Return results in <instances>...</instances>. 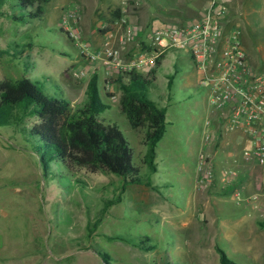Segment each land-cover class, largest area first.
I'll return each mask as SVG.
<instances>
[{
  "label": "rangeland",
  "instance_id": "374dc122",
  "mask_svg": "<svg viewBox=\"0 0 264 264\" xmlns=\"http://www.w3.org/2000/svg\"><path fill=\"white\" fill-rule=\"evenodd\" d=\"M16 1L0 0V82L30 78L41 83L47 94H65L78 104L85 100L93 74H98L102 100L110 105L101 119L120 128L133 150L134 164L154 189L130 185L124 190L121 178L77 165L58 169L52 164L47 178L19 127H0V264H105L98 252L108 254L110 264H220L217 244L238 264H264V259L253 262L245 250L238 254L229 243L232 240L221 236L212 197L216 183L208 191L199 190V176L191 182L190 172L181 170L183 164L193 163L187 157L191 155L188 134L200 132L208 115L203 104L209 91L200 85L192 57L170 51L162 64L157 62L143 74L150 80L149 99L167 111L156 173L144 162L146 130L133 129L121 109L117 76L126 74L112 67L109 75L110 69L100 61L81 57L82 42L91 45L89 53L98 51L122 19L139 27L130 45L134 51L145 48L154 21L184 24L199 19L206 6L195 12L187 0H52L43 5V17L26 19ZM69 11H75L77 22L65 25ZM15 16L25 19L15 20ZM240 22L247 24L242 18ZM253 23L256 36L246 39L264 74V25ZM227 26L238 27V23L228 19ZM67 27L78 30L80 46L68 37ZM76 70L86 76L77 79ZM38 123L36 117H29L22 126L32 128ZM245 176L240 171L238 181ZM256 215V221H264Z\"/></svg>",
  "mask_w": 264,
  "mask_h": 264
},
{
  "label": "trees",
  "instance_id": "16d2710c",
  "mask_svg": "<svg viewBox=\"0 0 264 264\" xmlns=\"http://www.w3.org/2000/svg\"><path fill=\"white\" fill-rule=\"evenodd\" d=\"M51 1L17 0L15 6L22 9L26 19H39L44 15L43 5ZM25 18L14 17L15 20ZM161 60L158 59V64ZM154 73L156 70L152 71ZM124 77L128 79L127 83L123 82ZM117 82L122 91L121 109L131 127L146 130L147 153L144 162L155 173L157 146L167 131V111L149 99L150 80L146 76L130 72ZM40 84L26 77L0 82V127H19L45 177L48 178L52 164L58 169L77 165L121 178L124 190L130 185H145L154 189L141 175V169L134 164L133 150L120 128L116 124H105L101 119L110 105L102 100L98 74H93L85 100L78 104H73L65 94L62 97L47 94ZM108 97L112 95L108 94ZM29 117H36L39 123L32 128L22 126L24 119ZM107 209L106 206L103 213ZM100 221L99 218L94 228ZM258 225L264 230V221L258 222ZM146 240L149 241L148 238ZM145 243L141 245L146 247ZM147 249L152 250L153 247ZM216 251L220 264H238L230 259L219 244L216 245ZM98 255L105 264H110L108 254L98 252Z\"/></svg>",
  "mask_w": 264,
  "mask_h": 264
},
{
  "label": "built area",
  "instance_id": "2783aa9c",
  "mask_svg": "<svg viewBox=\"0 0 264 264\" xmlns=\"http://www.w3.org/2000/svg\"><path fill=\"white\" fill-rule=\"evenodd\" d=\"M227 4L212 0L199 19L184 24L154 21L146 35L144 46L131 51L130 45L140 32L139 27L122 19L116 32L107 35L100 49L89 53L91 45L82 42L79 32L67 27L68 37L81 48V57L105 66H112L123 74L148 73L156 66L158 59L169 51L189 54L201 74L200 85L209 91L210 106L219 112L218 120L225 130L235 132L245 140V160L264 166V74L253 69L242 42L241 31L234 28L226 37L224 24ZM75 11L67 12L64 24L77 22ZM127 53V56L125 55ZM73 76L84 78L86 72L76 70ZM210 126V122L207 123ZM209 132L205 141L212 142ZM239 170L227 168L221 174L227 186L235 185ZM217 176L213 162L204 156L198 189H211Z\"/></svg>",
  "mask_w": 264,
  "mask_h": 264
},
{
  "label": "crops",
  "instance_id": "0c3cea01",
  "mask_svg": "<svg viewBox=\"0 0 264 264\" xmlns=\"http://www.w3.org/2000/svg\"><path fill=\"white\" fill-rule=\"evenodd\" d=\"M211 1L212 0H187L186 3L194 5L192 9L197 12L198 10H202L204 5L206 6L204 8L205 11ZM219 1L227 4L224 35L227 37L234 28L240 27L242 31V42L247 50L250 64L254 70L261 72L260 69H258V64L260 63L254 61V52L246 37L256 36V34H252L253 32L251 30V27L254 25L253 20L261 21L260 25H264V0ZM241 18L247 23L245 27H247L249 31L245 30L243 25H240ZM228 19L236 21L238 27L229 28L227 26ZM149 26H151V23L148 24V27ZM144 27H147V24H145ZM250 43L252 44V42ZM167 53L162 57L160 61L161 64ZM261 59L264 61V55ZM106 67L108 69L112 68V66ZM195 69L199 78H201V74L196 66ZM108 73L112 75V69H110ZM117 77L120 78L119 76ZM125 79L127 81H125ZM123 82L127 83L128 79L124 77ZM110 91H114L112 86ZM204 99L205 104H203V108H207L208 115L201 127V131L191 130L186 141L191 148V155H187V157L190 159L192 158L193 163L187 162V164H183L181 170L187 169L188 171L186 172H190L189 180L193 182L198 176L200 177L203 157L206 156V154L211 155V161L215 166L217 176L214 182L216 183V188L214 192H212V197L217 207V224L221 236L225 237V239L232 240V242L229 243L238 254V250L241 253L245 250L247 253L252 254L251 260L253 262L258 259H264V230L258 225L259 221L255 220L256 214H260L264 218V166H260L254 162L248 163L245 160L243 155L245 149L244 138H241L235 132L226 131L224 123H221L217 118L219 112L210 106L208 97ZM208 122H210V126L207 125ZM208 132L214 135L216 139L215 141L213 140L214 142L205 141V136ZM224 168L239 169L243 173L245 172L246 176L241 178L235 185L227 186L222 182L220 176ZM221 183L223 187L220 186ZM224 186L227 189H224ZM239 245L240 247L238 248L237 246Z\"/></svg>",
  "mask_w": 264,
  "mask_h": 264
}]
</instances>
